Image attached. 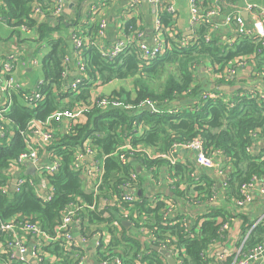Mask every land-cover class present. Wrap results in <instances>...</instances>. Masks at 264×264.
<instances>
[{"label": "trees", "instance_id": "16d2710c", "mask_svg": "<svg viewBox=\"0 0 264 264\" xmlns=\"http://www.w3.org/2000/svg\"><path fill=\"white\" fill-rule=\"evenodd\" d=\"M0 1V23L14 29L21 26L37 29L39 42L50 46L43 60L45 85L41 90L44 100L37 106H31L24 100L27 94L21 89L11 95L10 110L5 114L14 135L9 141L0 140V219L16 225L30 219L37 222L49 236H54L65 210L71 203L77 202L84 207L79 214V233L87 240L96 232L110 235V240L101 241L96 251V264L116 258H120L123 264H165V258L156 250L159 241L174 243L184 250L180 264H205L206 250L223 234L218 218L224 221L228 219V204L204 207V212L198 215L189 231L183 226L182 220L187 216L184 208L174 218H164L167 200L171 199L173 204L179 206L183 202L196 204L208 201L218 185L204 175L194 178L193 169L196 166L186 154L180 155L178 162L172 165L166 159L149 158L147 150L155 154H168L174 144L202 138L208 155L218 159L228 171V196L240 199L241 186L253 177L264 181V149L259 154L248 152L253 141L252 133L259 130L264 135V100L252 97L245 89L232 93L229 100L210 97L207 94L225 93L218 89L210 91L207 85H202L198 80L199 69L203 64L209 62L214 68L219 67V71L238 58H250V62L256 60L254 67L264 72V42L241 38L237 45L229 48L217 36L206 42L208 29L202 26L196 31L195 44L182 47L181 42L170 43L166 52L151 62L143 61L134 48L125 50L115 60L109 61L95 47L99 26L93 28L95 33L91 36L90 30L87 33L84 28H80L75 33L82 34L94 45L86 46L83 51L89 80L79 87L78 92H72L65 90L69 79L62 78V64L68 54V47L62 39L54 38L53 33L58 29L49 24L52 19L50 4L45 0ZM34 4H41L46 11L43 23L32 18ZM160 18L164 24L163 31L164 28L173 27L174 21L169 13L160 10ZM58 22L62 23L61 20ZM127 27L133 31L136 29L132 21ZM129 80L133 83L132 90L121 88L108 96L120 100L124 106L105 109L93 107L85 112V123L73 125L65 132L61 131L60 126L55 132L56 139L48 151L60 159L61 166L55 174L43 176L47 180V191L53 192L51 200L45 201L39 196L36 186L40 183L38 175H24L27 182L20 192L11 188L7 193L4 192V188L9 185L12 163L28 150L26 135L30 122H45L56 111L72 110L76 104L89 103L93 86L98 83L108 85L114 81ZM224 83L220 81L219 85ZM148 101L156 105L154 112L143 106ZM53 125L56 128L58 126L55 122ZM85 144L96 149L97 158L108 156L103 163L105 174L98 194L84 185L81 172L75 171L73 167L76 152ZM127 144L140 148L142 152H136L134 157L123 164L120 154L115 153ZM140 166L142 169L138 173ZM133 173L137 174L136 180L131 177ZM162 175L170 176L173 185L167 188L165 182V189L159 187L162 180L166 181ZM30 179H33L34 186L30 185ZM145 183H151L154 188L150 198L142 197L131 206L122 203L100 210L103 198L112 202L125 191L133 192ZM154 200H157L155 206ZM93 205L95 209L90 208ZM123 210L130 213L127 219L121 216ZM116 221L120 224V231L114 226ZM124 221L132 224L133 232L122 225ZM73 228L74 224L70 226L71 230ZM141 228L149 230L157 239L145 250L141 243ZM12 241V233L0 232V243L4 247ZM263 241L264 228L259 226L248 237L243 251L246 253ZM84 249L82 243L79 247L69 246L62 239L51 242L42 248V253L52 258L44 259L42 264H79ZM3 260L9 264H24L10 259L8 252H0V261Z\"/></svg>", "mask_w": 264, "mask_h": 264}, {"label": "built area", "instance_id": "2783aa9c", "mask_svg": "<svg viewBox=\"0 0 264 264\" xmlns=\"http://www.w3.org/2000/svg\"><path fill=\"white\" fill-rule=\"evenodd\" d=\"M51 6V16L55 20H60L63 17L64 13V2L63 0H45ZM149 3L154 6L156 9V26L154 30V37L153 41L150 44L147 40L142 37V34L137 33L135 41L128 42L118 40L115 42L112 47H98L101 56L109 61L115 60L122 52L127 49L134 48L137 51L139 57L145 62H151L157 59L159 56H162L166 52V48L170 45H165L162 40L163 34V26L164 24L160 18V10L166 11L171 15L173 19L178 16L177 7L175 4V0H149ZM189 8L191 12V21H190V28L192 31H195V35L191 38H182L181 39V46L182 47H189L197 42V35L196 31L204 26L208 29V34L206 36V42H209L213 39V32H216L220 28V24L216 22V18L224 11L223 0H208L206 3L205 10L200 2V0H188ZM98 9L97 4H92L91 11H95ZM248 10L253 13V20H252V28H248L247 22L241 17V15L236 14L230 16L226 19L225 25H232L235 24L238 30V36L240 38H249V39H259L264 42V5L260 6L257 4H253L248 6ZM45 16V10L43 9L41 4H34L33 11H32V18H35L37 21L40 22V18ZM1 20V19H0ZM27 32H32V29L28 28L27 26L22 27ZM107 28V23L105 21H101L98 30V37H103L105 35ZM72 43L74 46V53L76 59V65L78 74L74 77L68 84H66L65 90L69 91H79V87L85 84L86 81L89 80V76L87 74L85 60L83 56L84 48L91 44V40L86 39L85 36L82 34L74 33L72 35ZM235 40L227 43L226 45L229 48H233L235 45ZM264 45V43H263ZM96 47V45H95ZM250 60V58H249ZM246 59L238 58L235 60L238 64H243ZM18 63V59L15 55H9L5 57L0 62V140L9 141L11 137L14 135L13 130L11 129L10 123L6 121L5 114H7L10 110V97L14 92H18L21 90V85L18 83L15 75L13 74L16 64ZM70 65L69 58H65L63 61V68L64 71L62 73V78L64 80H68L70 74L68 67ZM219 67H216L215 73H219L222 76L229 78L230 74H233V70L229 68H224V70H219ZM45 85V81H39L34 90L29 96H26L27 102L31 106H37L40 102H42L45 98L44 94L42 93L41 88ZM222 92V91H221ZM249 94L252 97H257L259 99L264 100V94L260 92L257 88L248 90ZM210 97H216L223 100L226 99L224 94H218L216 92L207 94ZM124 106L122 102L118 99L109 98L105 95H96L91 97L89 103L82 102L81 104H76L75 108L72 110H65V111H56L52 114V116L45 122H38L32 121L29 125V132L26 135V143L28 146V150L22 153L18 159H16L9 169V176L10 181L9 185L4 188V192L7 193L8 190L12 187V184H15V191L20 192L22 186L27 182L23 176H21L19 171L26 166L27 164H32L36 167V175L39 176L40 183L36 184L39 192V196L44 199L45 201H49L52 198V190L47 191V180L43 177L44 175H53L55 174L60 166V159L55 157L52 152L48 151V148L56 139V125H53V122L59 125L60 123L64 122L65 120H69L72 122V126L76 124H80L78 122V117L80 115L86 117L85 112L93 107L99 108H120ZM145 107L150 108L153 112L156 110L155 104L149 102ZM127 109L129 107L125 106ZM77 121V122H76ZM38 122V123H35ZM71 126V127H72ZM260 133L259 130H256L252 133L253 141L250 147L248 148V152H253V146L255 138ZM31 137H36L40 140L39 147L35 148L31 144ZM188 151L193 159V162L196 167L204 168L206 170L215 171L220 176L225 174V169L222 167L220 162L216 161L214 157L209 156L208 153L205 151L204 142L202 138H195L194 140L183 143V144H174L168 154H155L151 150H147V155L151 159L162 158L168 160L172 165H175L179 158V154L181 151ZM41 152H45L49 158V164H44L40 158ZM136 152H142L140 148H133L130 144L122 146L117 150L119 153L120 161L123 164H126L131 157H134ZM217 154H220L218 152ZM108 156H104L102 158H97V151L91 145L85 144L82 148H79L75 154V161H74V169L75 171L81 172L82 179L84 181V185H86L90 191L94 192L95 194L99 193V189L103 184V177L105 174L104 170V160ZM131 177L136 180L137 174L133 173ZM170 185H173L174 181L171 178H168ZM30 185L34 186L33 179L29 181ZM257 183L261 184L260 187V194L264 198V181L258 177H253L249 182L244 183L241 186V198L237 199V205L241 208L247 206L251 203L252 198L250 191L252 188L256 186ZM224 187L227 186V182H225ZM129 185H127L128 187ZM126 187V188H127ZM174 188V186H173ZM138 198L129 191H125L120 195V197H116L112 202L109 199L103 198L100 204V210H105L109 206L116 207L122 203H127L128 205H133L135 202H138ZM157 200L153 201V206ZM167 203V202H166ZM84 207L80 206L77 202L71 203L68 208L65 210L64 218L60 225L56 228V233L54 236H49L45 233L40 225L37 222H33L30 219H26L23 222L19 223L18 225L14 224L13 222L5 223L0 219V232L3 233H12L14 236V241L11 244L4 247L2 243H0V252L6 253L10 255V259L17 260L19 262H23L24 264H30L31 261L34 264H42L43 260H47L52 258V256H47L42 253V248L51 242H57L61 239L63 242L67 243L69 246L77 245V241L75 239L74 233L70 229V226L73 224H79L81 222L80 212ZM91 209H95L96 206L93 205L90 207ZM168 208V206H167ZM166 208V209H167ZM166 211V210H165ZM164 211V218L168 216L170 209L166 212ZM130 213L127 210H123L121 216L125 219L128 218ZM114 226L118 228L120 231V224L119 222H114ZM183 226L187 231L190 229L187 228L185 222H183ZM229 225L228 223L221 224V231L222 233L228 230ZM142 235L147 234V245L146 248L157 242V239L152 233L145 229L141 228ZM20 233V234H19ZM99 235L95 234L94 236ZM145 236V235H144ZM245 239L241 246L238 247L235 251V255L241 257L238 259L234 264H250L252 261L257 260L261 256L264 255V241L254 246L248 252H244V245L246 243ZM108 242V241H106ZM144 242V241H143ZM100 243L97 242L98 247ZM160 250H165L168 254L172 255L176 261V264H180V259L184 254V250L178 248L174 243L169 244L168 242L159 241ZM7 249L8 251H6ZM29 257V260H27ZM142 259V256H141ZM166 260V259H165ZM205 264L208 263L207 257L204 258ZM79 264H86V257L84 254L80 257ZM102 264H123V261L120 258H116L114 260H107ZM138 264H141L140 262ZM165 264H168L167 260Z\"/></svg>", "mask_w": 264, "mask_h": 264}, {"label": "crops", "instance_id": "0c3cea01", "mask_svg": "<svg viewBox=\"0 0 264 264\" xmlns=\"http://www.w3.org/2000/svg\"><path fill=\"white\" fill-rule=\"evenodd\" d=\"M207 1L208 0H200L204 10ZM63 2L64 13L63 17L60 19L62 23L52 18L49 20V24L54 29H58L53 33L54 38L62 39L67 44L68 54L64 59L69 58L70 60V65L68 67V74H70L69 81L78 74L74 53L75 49L71 38L80 28H84L87 33L90 30L89 35L91 36L95 33L93 28L99 26L101 21L107 23L106 32L103 37H98L97 30L95 36L96 48H110L118 40L134 42L137 36L135 35V32L142 34V37L150 44L153 41L157 15L156 9L149 3V0H63ZM94 3L97 4L98 9L91 11V6ZM175 4L178 16L175 19L172 18L174 21L173 27L164 28L165 31H163L162 40L165 45H171L175 41L180 42L182 38H191L195 35V31H192L190 28L191 12L188 0H175ZM253 4L263 6L264 0H223L224 11L216 18V22L221 26L216 32L212 33L213 37L217 36L220 40L224 41L225 44L236 39L237 41H235L234 45H237L241 39L238 36L237 27L235 24L226 26V19L230 16L239 14L247 22L248 28L251 29L253 13L248 10V6ZM1 6L2 2L0 1V7ZM245 15L246 17H244ZM45 20L46 11L45 16L41 17L40 22L38 21V23H43ZM131 21L135 24V31L130 30V27H127ZM22 27L23 26L14 29L7 26L5 23H0V62L9 55H15L17 57L18 63L16 64L13 74L21 85V89L26 92L27 96H29L34 90H36L38 82L44 80L43 60L49 52L50 46L47 43L39 42V30L32 29V32H27ZM166 36H168L169 39H167ZM250 61L251 60H246L243 64L233 62L231 65L225 67L233 70V74H230L229 78H226L221 74H210L215 71L216 67L214 68V66L210 65L207 61L208 64H203L199 69V83L207 85L210 88V91H217V89L222 91L225 93L224 95L226 99L229 98L232 93H236L241 89L251 90L258 88L260 92L264 94V72L256 70V67H254V63L256 66V60L255 62ZM129 81H123L120 84H115L116 82L114 81L108 85H101L98 83L93 86L91 97L100 94L109 96L113 92H118L121 88L132 90L133 86L131 87L128 85ZM220 81L225 83L219 85ZM110 86L112 88L107 90ZM223 87H228V90H222ZM24 100H26V96H24ZM77 119L80 124L87 121V118L82 115ZM71 126L72 122L65 120L60 123L57 128L55 127V131H58L60 127L61 131L63 130L65 132L68 131ZM39 143V139L31 137V144L33 147L38 148ZM263 149L264 135H262L260 131L255 138L253 152L251 154H259ZM185 154L192 158V155L184 150L180 152L179 158L180 155L184 156ZM40 158L44 164H49L50 161L45 152H41ZM214 159L216 161L218 160L216 158ZM29 166L30 165L27 164L18 173H20L21 176L26 175ZM141 169V166L138 167V173ZM224 169L225 174L220 176L215 171L194 167V178L198 179L200 178V175H204L218 185V188H215L208 201L198 202L196 204L192 202L190 203L191 205L187 202H183L180 206L173 204L171 199L166 201L168 206L166 211L170 209L168 216L171 218H174L177 213L180 214V211L184 208L187 212V216L185 215L182 221L186 223L188 229L193 228V223L198 215L201 216V213L204 212V207H220L222 204H228L226 206L229 211L228 219L224 221L222 218H218V222L220 224L227 222L229 228L223 232L219 240L214 241L206 250L204 255L207 257L209 264H234L241 258H238V256L235 255L236 249L240 247L242 242L245 239H248V237L252 235L259 226L264 228V198L260 194L261 184L257 183L256 186L251 189V203L241 208L237 205V199L227 195L226 187H224L223 184L226 182V174L228 171H226V168ZM161 177L164 178L166 176L162 175ZM168 178H170V176L166 177V181L162 180L159 187L165 189L168 184V188L170 186ZM165 182L166 186L164 185ZM11 189L13 188L11 187ZM129 192L133 193L138 200H140L142 197L150 198L151 194L154 192V188L151 183H145L142 188ZM167 193H169V190H167ZM80 223L74 224L72 230L77 245L80 247V243H82L85 248L84 255L86 257V264H96L95 256L98 249L97 242L109 241L110 235L106 232H99V235L93 236L87 240L79 233L81 229ZM128 229H130L131 232L134 231L132 224ZM95 234H98V232ZM144 235L141 233L144 241L141 242L144 246L143 250L146 248V239L148 236L147 234ZM138 237L140 238V235H138ZM161 255L167 260L165 255L162 253ZM27 260H29V257H27ZM0 264L9 263L3 260L0 261ZM30 264H34V262L31 261ZM250 264H264V255L257 260L252 261Z\"/></svg>", "mask_w": 264, "mask_h": 264}, {"label": "water", "instance_id": "95a60500", "mask_svg": "<svg viewBox=\"0 0 264 264\" xmlns=\"http://www.w3.org/2000/svg\"><path fill=\"white\" fill-rule=\"evenodd\" d=\"M244 17H246V15H245ZM222 90H224V91H225V90H228V87H223ZM29 165H30V166H29V169H28L26 175H27V176H35V174H36V167H35L34 165H32V164H29ZM12 188L15 189V184L12 185ZM122 224H123V226H124L125 228H129L130 225H131V223L128 222V221H124ZM156 250L159 251L160 249L157 248ZM160 252H161L163 255L166 256V258H167L169 264H176V261H175V259L173 258L172 255L168 254L165 250H160Z\"/></svg>", "mask_w": 264, "mask_h": 264}, {"label": "rangeland", "instance_id": "374dc122", "mask_svg": "<svg viewBox=\"0 0 264 264\" xmlns=\"http://www.w3.org/2000/svg\"><path fill=\"white\" fill-rule=\"evenodd\" d=\"M210 74H219V73L211 72ZM115 82H116L115 84H120L122 81H115ZM128 85H130L131 87L133 86V83H132L131 80L128 82ZM111 88L112 87L110 86V87L107 88V90H110Z\"/></svg>", "mask_w": 264, "mask_h": 264}]
</instances>
